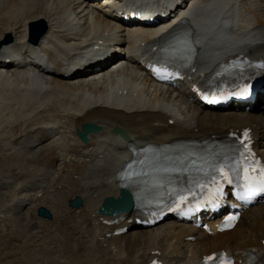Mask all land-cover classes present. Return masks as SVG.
<instances>
[{
    "label": "bare ground",
    "instance_id": "obj_1",
    "mask_svg": "<svg viewBox=\"0 0 264 264\" xmlns=\"http://www.w3.org/2000/svg\"><path fill=\"white\" fill-rule=\"evenodd\" d=\"M107 1L0 0V152L5 153L0 174L9 172L10 187L16 191L19 188L12 187L13 182L29 178L18 183L22 190L13 196L21 211L29 207L35 215L40 207L51 210L47 228L33 215L19 212L16 232L21 237L28 233L33 238L42 234L57 239L56 231L62 230L59 245L71 260L66 264H195L216 251L238 258L246 250L264 260V205L246 211L232 231L211 235L173 221L136 229L128 223L134 217L132 211L112 217L98 214L105 198H117L116 173L128 157L122 137L112 134L115 128L126 132L137 146L248 128L264 161V112H260L264 106H254L249 113H216L191 102L185 88L154 85L140 71L136 58L143 48L140 44L160 32L153 27H121L108 16L112 11L105 8ZM128 1L140 11H168L175 2ZM188 3H194L188 18L198 47V72L209 71L233 54L264 58V0ZM37 21L45 24L46 32L32 45L28 27ZM109 55L112 60L121 56L112 63L120 65L102 75L82 72L91 60ZM85 123L100 130L82 144L76 130ZM32 177L37 179L31 182ZM1 182V188L8 184ZM28 183L31 188L35 184L29 196L23 194ZM44 196L48 202L40 201ZM75 198L82 206L67 208ZM14 212L15 199L9 206H0L3 219ZM120 217L125 220L119 227L128 226V232L106 237L116 227L102 221Z\"/></svg>",
    "mask_w": 264,
    "mask_h": 264
},
{
    "label": "rangeland",
    "instance_id": "obj_2",
    "mask_svg": "<svg viewBox=\"0 0 264 264\" xmlns=\"http://www.w3.org/2000/svg\"><path fill=\"white\" fill-rule=\"evenodd\" d=\"M260 112H263V111H260ZM262 114H264V113H262ZM16 133H17V129L14 130V134H16ZM1 142H2V140H0V143ZM1 152H0V162H3L4 157H5V153L1 154ZM33 152H36V151H33ZM33 152H31V153L28 152L26 154H28V156H30L33 154ZM16 161L19 163L20 159H17ZM13 163H14V161H12L11 164L13 165ZM5 164L10 165L9 162L5 163ZM23 165H25V164H23ZM7 173L8 174H5L3 172V174H0V182L2 180L1 179L2 177L3 178L5 177L4 179H6V180L10 179L9 172H7ZM36 179H37V177H32V179H30V181L34 182V180H36ZM24 180L29 181V178H25L22 176V177H18V179L13 182L12 187L19 188L18 191L14 190V188L10 187V183L12 182V180H8V181L2 180V182H1L2 185H6L7 182H8V184L4 188L0 187V195H1L0 196V206L1 205L3 207H4V205L9 206V205H11L13 200L15 199L16 212H14L12 214V216L9 215L8 218H7V216L6 217L4 216L5 219H3V217H0V264H59V263L60 264H66V263H71V260L67 258L66 254L63 253L64 252L63 249L59 245V244H62V241H63V239L61 237H58V235H61L60 232H62V230L59 231L58 233L56 231V234L53 233L57 236V239H49L47 236H44V235L42 236V234L41 235L38 234L37 236L34 235V238H33V235L32 234L30 235L28 233H26L25 235H23V237H21L20 234L18 232H16L17 231V225L19 223V212H21L24 215H33V213H34L33 212L31 214L29 207H27L25 209V211H21L20 207H19L21 205H18L17 198L13 197L14 195L19 196V193L22 190L21 189L22 186L20 188L18 183H20ZM25 181H24V183H25ZM37 183L38 182L36 181V184ZM34 186H35V184H34ZM9 187H10V189H9ZM33 187L31 188L30 184L28 183V189L25 190V193H23V194H26L29 196L31 193V190H33ZM30 188H31V190H30ZM8 194L11 195L10 197L12 198V200L7 197ZM50 194H52V193H50ZM40 201L48 202L49 199L46 196H44V198L40 199ZM47 205L49 206V204H47ZM17 206H18V209H17ZM67 208H68V203H67ZM21 209H24V208L22 207ZM48 209H49V212H51L50 208H47V210ZM4 210L6 212L8 211V209H6V207ZM8 214L9 213L7 212V215ZM33 216L36 220H38V221H40V223H42V224H40L41 226L44 225V227H46V225H48V223L50 224V222L47 220H43V219L41 220L37 216L36 213ZM16 217H18V218H16ZM52 232H55V230H53ZM26 237H27V240L25 241ZM49 240L50 241L52 240L51 243H49ZM42 242H43V244H42ZM56 242H57V244H56ZM44 243H45V245H44ZM45 249H47V250L45 251ZM60 254L62 255V257L60 256ZM50 258L52 260H50ZM53 258H56V259H53Z\"/></svg>",
    "mask_w": 264,
    "mask_h": 264
},
{
    "label": "snow or ice",
    "instance_id": "obj_3",
    "mask_svg": "<svg viewBox=\"0 0 264 264\" xmlns=\"http://www.w3.org/2000/svg\"><path fill=\"white\" fill-rule=\"evenodd\" d=\"M157 69H154V72ZM170 74L165 73L160 75L158 78L160 79H168ZM247 92V88L243 89L242 91L236 93V95H244ZM216 102V101H211ZM248 133L247 130L243 134V138L240 140V144L242 147L247 148V144L245 141L247 140ZM242 158H244V163H248L247 157L244 153H241ZM254 164H258V161L253 159ZM236 164H239V161H236ZM211 167V174H212V183L216 185L214 191H210V199L209 202L212 203L213 206H216V201L220 199L223 195L222 192V185L217 183V179L223 181L225 183L232 182V174L237 172V168L231 164H222L216 165L213 164ZM259 172V177L256 178L253 174ZM218 173V177H217ZM243 183L239 185L242 189L240 192L237 193V199L245 201L249 203L253 201L257 196L264 194V168H257L249 167L243 169ZM185 202V197L181 196L179 200V204H183ZM229 227L232 226V221L236 220V216H229L228 218Z\"/></svg>",
    "mask_w": 264,
    "mask_h": 264
},
{
    "label": "water",
    "instance_id": "obj_4",
    "mask_svg": "<svg viewBox=\"0 0 264 264\" xmlns=\"http://www.w3.org/2000/svg\"><path fill=\"white\" fill-rule=\"evenodd\" d=\"M45 32H46V27L42 21L31 23L29 25L30 42H32L33 44H36ZM9 42H11V38L9 36H7L5 43H9ZM99 129L100 128L98 126H95L93 124H84L82 126L83 134L81 132L77 131V135L83 143H86L87 142L86 135L89 133H92V132L99 131ZM119 132L123 135V137L126 140H128V136L126 134H124L123 132H121L117 129L113 131L114 134L119 133ZM80 204H81V202L79 200H76V201L71 202V207H78V206H80ZM129 209H130L129 203L121 205L117 201L114 202L112 199L111 200L106 199L104 201L103 206L100 209V212L102 214H110L111 215V214H115L117 212L127 211ZM37 213H38L39 217L50 218V214L43 208H39Z\"/></svg>",
    "mask_w": 264,
    "mask_h": 264
}]
</instances>
